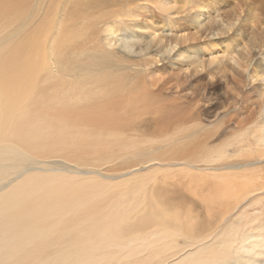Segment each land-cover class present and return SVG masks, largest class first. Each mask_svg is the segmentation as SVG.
Masks as SVG:
<instances>
[{
  "label": "rangeland",
  "instance_id": "obj_1",
  "mask_svg": "<svg viewBox=\"0 0 264 264\" xmlns=\"http://www.w3.org/2000/svg\"><path fill=\"white\" fill-rule=\"evenodd\" d=\"M52 18L46 54L78 72L73 89L114 76L101 86L139 87L151 106L121 141L68 116L34 126L38 155L3 169L0 186L42 174L103 216L129 211L103 264H264V0H61Z\"/></svg>",
  "mask_w": 264,
  "mask_h": 264
},
{
  "label": "bare ground",
  "instance_id": "obj_2",
  "mask_svg": "<svg viewBox=\"0 0 264 264\" xmlns=\"http://www.w3.org/2000/svg\"><path fill=\"white\" fill-rule=\"evenodd\" d=\"M60 3L61 0H0V178L4 177L3 169L12 164L20 166L21 159L38 155L32 139L43 136L42 131L34 133V126L43 130L48 123L67 126L63 120L68 116L99 132H113L118 140L129 129L125 126L151 106L149 94L137 90L139 87L124 95L121 88L101 86L114 76L106 77L98 91L72 88L69 76L78 72L66 67L64 56L46 54L48 40L44 33L55 28L57 19L52 16ZM43 6L46 10L41 13ZM70 19L66 13L59 21V31H70ZM55 46L56 39L48 48L52 51ZM87 83L90 81L84 82ZM167 111L160 107L162 114ZM178 120L162 119L161 130L171 123L176 125ZM117 140L112 139L114 144ZM261 141L264 143V135ZM55 142L58 146L63 140L57 138ZM39 148L44 154L57 151L45 145ZM26 171L27 167L21 173ZM22 176L0 186V264H103L98 253L109 250L110 238L121 231L114 224L127 223L129 211L127 216L113 209L105 218L95 210L92 196L59 192V186L52 185L55 178L42 174L26 176L11 185ZM154 200H149L151 208L158 202ZM195 232L193 229L192 234ZM196 264L218 263L202 259Z\"/></svg>",
  "mask_w": 264,
  "mask_h": 264
}]
</instances>
